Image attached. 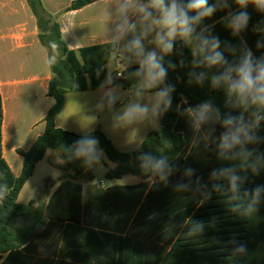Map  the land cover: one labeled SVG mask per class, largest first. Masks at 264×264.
Segmentation results:
<instances>
[{"label": "crops", "instance_id": "0c3cea01", "mask_svg": "<svg viewBox=\"0 0 264 264\" xmlns=\"http://www.w3.org/2000/svg\"><path fill=\"white\" fill-rule=\"evenodd\" d=\"M74 1L41 0L46 12L58 22L67 48L79 56L82 48L111 43L101 16L114 6L115 0H94L80 9L68 10ZM110 60L114 66L111 71L107 67ZM108 62L104 65L107 74L116 78L128 67L116 51ZM52 78L49 51L40 41L37 19L28 0H0L2 152L16 177L23 169V156L18 151H29L44 133L45 119L56 102L49 94ZM99 95V88H91L90 83L84 91H67L55 118L56 126L79 135L100 130L121 152L134 151L130 148L133 143L139 148L146 136L159 128L158 121L117 126L113 113L121 105L97 110ZM183 118L189 123L181 114ZM179 131L187 145L170 162L174 171L166 183L154 175L144 179L132 174L102 182L98 177H106L109 170L117 167L107 157L102 164L75 175L72 170L61 169L63 160L56 151L48 150L20 190L17 203L28 204L46 191L42 200L47 204L64 180H72L83 188L80 219H48L26 244L1 254L0 264H160L188 217L201 205L206 188L200 190L197 179L200 185H206L214 163L208 141L193 129ZM229 163L239 166L242 176L257 179L261 185V163L257 174L240 158L220 157L218 168ZM189 167L194 169L190 181L184 176ZM182 182L189 184L187 190L177 187ZM223 201L228 203L230 199ZM233 214V220L242 223V230L251 220L253 244L261 247L264 199L252 216L247 211ZM243 236L237 234L235 243L243 242Z\"/></svg>", "mask_w": 264, "mask_h": 264}, {"label": "clouds", "instance_id": "9594fccd", "mask_svg": "<svg viewBox=\"0 0 264 264\" xmlns=\"http://www.w3.org/2000/svg\"><path fill=\"white\" fill-rule=\"evenodd\" d=\"M250 5L264 15V0H212L211 3L210 0H115L114 6L103 12L101 23L108 29L114 50L124 64L133 69L129 73L133 83L125 91L115 85L116 77L109 72L99 86L96 109H114L119 103L121 107L113 113L117 126L155 122L162 118L172 108L176 90L175 84L167 82L169 72L186 67L183 58L179 63L166 59L179 41L182 47L190 50L192 57L187 84L203 86L208 81L212 90L223 93L225 107L238 111V115L231 111L222 114L211 99L189 106L183 96L176 111L186 116L192 129L209 142L208 146L214 142L218 156L226 160L240 158L246 167L258 174V165L264 163V152L259 149L264 144V136L259 131L260 118L264 117V54L254 56L242 37L239 45L228 41L222 44L213 34L215 24L204 23L218 11L225 12L217 23L232 36L239 37L251 21ZM252 31L260 37L256 42L257 50L264 49V19L254 24ZM176 79L181 81L183 77ZM98 144V139L89 134L67 151L82 160L84 166L92 167L106 160ZM139 160L144 172L165 183L174 171L163 155L142 153ZM193 175L194 169L184 170L189 181ZM211 177L226 180L228 187L235 189L246 180L241 168L232 163L214 169ZM197 184L200 190L207 187L199 184V178ZM217 186L213 184L212 187ZM177 187L187 190L189 184L182 182ZM248 195L252 200L248 211L255 212L264 199V184L248 190ZM239 250L243 251V246Z\"/></svg>", "mask_w": 264, "mask_h": 264}, {"label": "trees", "instance_id": "16d2710c", "mask_svg": "<svg viewBox=\"0 0 264 264\" xmlns=\"http://www.w3.org/2000/svg\"><path fill=\"white\" fill-rule=\"evenodd\" d=\"M93 1L75 0L68 10L80 9ZM211 2L212 0H210ZM28 3L37 19L40 41L49 51L50 67L53 73L49 94L55 98L56 102L45 119L44 133L36 139L29 151H18L23 156V169L21 175L16 177L2 152L3 114L0 94V255L26 244L42 230L48 219H80L83 188L81 184L72 180H64L47 204L42 200L46 191L37 200H31L28 204L17 203L20 190L32 176L35 165L44 158L48 150L56 151L63 160L64 165L61 169L72 170L75 175H80L89 167L84 166L83 161L76 159L67 149L77 140L90 134L98 139L99 148L103 150L106 157L117 164L115 169L106 173L107 179L121 178L127 174L147 179L152 175L144 172L140 167L139 157L142 153L163 155L168 158L169 162H172L181 155L187 145V139L182 136L179 130L187 132V129H192V127L190 123H185L184 118L181 120V113L176 111V105L180 103L181 96L187 98L189 106H195L202 101L211 99L222 114L231 111L233 115H238V111L225 107L223 93L212 90L208 81H205L203 86L187 84V72L190 70L192 57L190 50L182 47L181 42L177 41L175 50L166 59L179 63V60L183 58L186 67H178L174 72H169L167 82L176 85L172 108L158 120L159 128L151 131L138 149L121 152L100 130L79 135L58 128L55 118L62 110L64 94L71 90L84 91L88 89L89 83L91 88H99L107 75L104 65L115 50L111 43H107L82 48L79 50L78 56L75 51L67 48L62 39L58 22L46 12L41 0H28ZM248 11L252 17L251 21L247 30L242 32L239 37L232 36L229 30L217 23L225 15V12L218 11L204 23L215 24L213 34L220 38L222 44L224 41H228L239 45L242 37L253 51L254 56L259 57L264 54V49L257 50L256 42L260 37L253 33L252 26L264 19V16L256 12L251 5ZM180 52L183 53L182 56L179 55ZM132 70L129 67L125 68L121 72L122 76L115 79V85L129 89L133 83L129 75ZM177 76L183 77V80L177 81ZM260 119L259 131L260 135L264 136V117ZM216 128V135H218L219 125ZM209 147L214 163L206 184L203 201L199 208L188 217L160 264H264V225H261V247H258L257 244H253L255 238L251 220L250 224L247 223L249 224L247 229L243 230L240 228L242 223L233 220L236 217L233 214L234 211L236 213L247 211L248 215L252 216L253 212L248 211L252 206L248 190L255 188L258 185V180L252 177L246 178L240 188L235 189L229 188L226 180L212 178L211 173L218 168L220 156L214 151V142ZM261 152H264V144H261ZM213 184L218 186L213 189ZM262 184H264V163H261ZM223 199H230V202L226 203ZM26 218L31 220L28 225L14 227L18 221ZM241 233L244 234L243 242L235 243V236ZM241 246L244 248L243 251L239 250ZM259 251H261L260 261L258 259Z\"/></svg>", "mask_w": 264, "mask_h": 264}, {"label": "rangeland", "instance_id": "374dc122", "mask_svg": "<svg viewBox=\"0 0 264 264\" xmlns=\"http://www.w3.org/2000/svg\"><path fill=\"white\" fill-rule=\"evenodd\" d=\"M107 67H108V69L110 71L113 69L114 66H113V61L112 60H110L108 62V66ZM157 126H158V124H157ZM130 148H131V150H136L138 148V144L137 143H133V144L130 145ZM98 178H102V180H103L102 182L108 181V179L105 176H100ZM30 221H31L30 218H26V219L20 220L14 225V227L17 228V227H21L23 225H28L30 223Z\"/></svg>", "mask_w": 264, "mask_h": 264}, {"label": "built area", "instance_id": "2783aa9c", "mask_svg": "<svg viewBox=\"0 0 264 264\" xmlns=\"http://www.w3.org/2000/svg\"><path fill=\"white\" fill-rule=\"evenodd\" d=\"M122 75L121 73H117V77L120 78Z\"/></svg>", "mask_w": 264, "mask_h": 264}]
</instances>
